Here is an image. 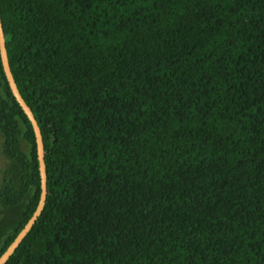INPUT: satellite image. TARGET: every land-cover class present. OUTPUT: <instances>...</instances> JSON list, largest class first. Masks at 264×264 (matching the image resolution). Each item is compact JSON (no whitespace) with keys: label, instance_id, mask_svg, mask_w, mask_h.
Wrapping results in <instances>:
<instances>
[{"label":"trees","instance_id":"1","mask_svg":"<svg viewBox=\"0 0 264 264\" xmlns=\"http://www.w3.org/2000/svg\"><path fill=\"white\" fill-rule=\"evenodd\" d=\"M0 17L48 188L6 264H264V0H0ZM0 136L1 257L42 192L1 51Z\"/></svg>","mask_w":264,"mask_h":264},{"label":"water","instance_id":"2","mask_svg":"<svg viewBox=\"0 0 264 264\" xmlns=\"http://www.w3.org/2000/svg\"><path fill=\"white\" fill-rule=\"evenodd\" d=\"M0 51H1V59L3 63V68L5 71L7 80L9 82L11 91L14 97L16 98L17 102L19 103L23 111L25 112L26 116L28 117L34 129L36 142H37L38 159H39V164H40V176H41V188H42L40 202L32 218L29 220V222L26 224L24 229L17 236L15 241L10 245L7 251L0 257V264H6L8 260L12 257V255L16 252L18 247L21 245L23 240L26 238V236L31 231V229L35 226L38 219L40 218L45 208L46 202H47L48 188H47V171H46V165H45V152H44V144H43L41 129L39 127L38 121L36 120L34 116V113L32 112L31 108L28 106V104L26 103L25 99L20 93L16 85V82L14 80V77H13V74L10 68L9 60H8L5 33H4V28H3L1 17H0Z\"/></svg>","mask_w":264,"mask_h":264},{"label":"rangeland","instance_id":"3","mask_svg":"<svg viewBox=\"0 0 264 264\" xmlns=\"http://www.w3.org/2000/svg\"><path fill=\"white\" fill-rule=\"evenodd\" d=\"M2 144H3V138L0 136V186H1V183H2V174H3V171L8 166V160L3 155V152H2ZM24 149H26V145H24ZM2 217L5 218V214H2Z\"/></svg>","mask_w":264,"mask_h":264}]
</instances>
